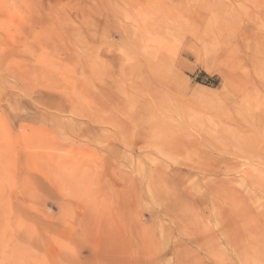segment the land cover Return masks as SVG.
Here are the masks:
<instances>
[{
    "label": "rangeland",
    "instance_id": "1",
    "mask_svg": "<svg viewBox=\"0 0 264 264\" xmlns=\"http://www.w3.org/2000/svg\"><path fill=\"white\" fill-rule=\"evenodd\" d=\"M0 264H264V0H0Z\"/></svg>",
    "mask_w": 264,
    "mask_h": 264
},
{
    "label": "bare ground",
    "instance_id": "2",
    "mask_svg": "<svg viewBox=\"0 0 264 264\" xmlns=\"http://www.w3.org/2000/svg\"><path fill=\"white\" fill-rule=\"evenodd\" d=\"M207 138V137H206ZM210 141V140H209ZM211 143H212V141H211ZM201 155V154H200Z\"/></svg>",
    "mask_w": 264,
    "mask_h": 264
}]
</instances>
